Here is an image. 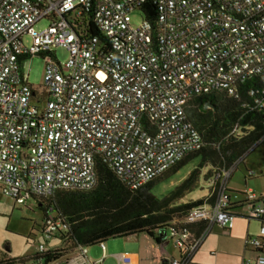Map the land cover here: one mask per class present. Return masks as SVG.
I'll return each mask as SVG.
<instances>
[{
	"label": "built area",
	"instance_id": "1",
	"mask_svg": "<svg viewBox=\"0 0 264 264\" xmlns=\"http://www.w3.org/2000/svg\"><path fill=\"white\" fill-rule=\"evenodd\" d=\"M135 11L139 25L132 23ZM90 18L100 35L85 27ZM43 19L49 23L40 29ZM58 47L69 51L66 63ZM35 54L45 61L42 94L21 61ZM250 79L247 93L264 116V0H0L1 189L20 204L90 189L98 159L138 189L202 147L192 99L238 97ZM234 169L218 173L214 198L184 218L185 225L206 223L201 235L172 229L182 255L165 264L188 263L212 226L233 228ZM244 194L248 216L264 218L263 198L250 188ZM45 214L39 251L68 227L53 206ZM262 237L264 224L248 243L259 249ZM77 252L67 264H104L105 256L91 259L87 247ZM244 264H264V253Z\"/></svg>",
	"mask_w": 264,
	"mask_h": 264
},
{
	"label": "trees",
	"instance_id": "2",
	"mask_svg": "<svg viewBox=\"0 0 264 264\" xmlns=\"http://www.w3.org/2000/svg\"><path fill=\"white\" fill-rule=\"evenodd\" d=\"M145 14L152 20L155 12L150 9L145 11ZM85 27L90 34L100 35L91 18L85 23ZM25 60L22 58V63ZM251 80L242 85L238 97L222 94L200 95L192 99L189 106L190 117L202 134V147L186 153L174 166L144 186L138 189L130 188L108 164L98 159L97 182L94 187L86 190L61 189L49 198L34 197L38 208L43 212L39 230L41 236L46 206H53L55 217L66 223L67 229L58 230L53 239L46 241L48 245L45 250L28 257L1 258L0 264L28 261L32 264H67L81 246H100L112 238H128L146 233L156 243L163 244L174 240L170 235L173 228L186 227L194 234L192 228L195 224H183L184 218L193 208L214 198L208 196L184 200L186 194L197 185L200 178L199 168L192 170L180 185L163 198L155 195L152 188L160 179L178 171L190 159L202 155L201 166L204 163L211 166L207 175H210V172L213 174L212 178H209L212 181V195L218 185L215 179L217 174L236 165L256 144H260V138L264 134V116L254 99L247 93L253 81ZM34 91L43 93V90L38 91L36 88ZM207 102L211 107L206 108ZM262 198L264 200V197ZM246 203L247 200L237 204L231 203L230 208L233 210L236 206ZM196 224L200 227L194 235L199 236L207 225L203 222Z\"/></svg>",
	"mask_w": 264,
	"mask_h": 264
},
{
	"label": "rangeland",
	"instance_id": "3",
	"mask_svg": "<svg viewBox=\"0 0 264 264\" xmlns=\"http://www.w3.org/2000/svg\"><path fill=\"white\" fill-rule=\"evenodd\" d=\"M142 22V16L139 11L133 13V24L139 25ZM49 23L48 19H43L38 24V28L42 29ZM25 44L30 47L32 45V38L30 36L24 37ZM56 55L62 63H66L69 59V51L65 47L56 48ZM45 61L41 55L35 54L25 60L24 71L28 72V82L34 86L38 91L43 90V75H44ZM28 68V69H27ZM191 113V110H189ZM203 162L202 155H197L184 164L178 171L170 174L167 177L160 179L152 188V191L159 198L167 196L178 185H180L189 173L195 168H199L200 178L197 185L194 186L185 196L184 200L201 199L209 195L212 191L213 174L207 175L210 170V165ZM234 166V165H233ZM213 170V167H212ZM264 143L256 144L244 157L240 160L232 173V178L229 181V186L233 191H236L240 198H244L247 189L251 185L264 188ZM248 171L256 172V177L249 180L247 186L245 184L244 175ZM255 190V188H253ZM256 191V190H255ZM244 209H247L246 207ZM243 209H239L242 211ZM43 219V212L38 208L37 201L33 198L28 199L25 203H16L13 198L3 193L0 188V259L11 257L21 258L34 255L39 251V245L43 242L40 233V223ZM111 243L109 251L119 253L122 251L120 244L125 243L124 238H112L106 241L108 245ZM48 244L46 243V246ZM99 248V245L90 246V255L94 256V251ZM168 250L174 248L175 252L177 246L175 241L169 242ZM94 250V251H92ZM18 264H32V262L18 263ZM104 264H116L112 262L111 258H107Z\"/></svg>",
	"mask_w": 264,
	"mask_h": 264
},
{
	"label": "crops",
	"instance_id": "4",
	"mask_svg": "<svg viewBox=\"0 0 264 264\" xmlns=\"http://www.w3.org/2000/svg\"><path fill=\"white\" fill-rule=\"evenodd\" d=\"M261 143V142H260ZM264 143V141H263ZM241 158L240 160H242ZM239 160V161H240ZM238 161V162H239ZM237 162V163H238ZM236 167V165H235ZM264 170L261 171L263 174ZM252 177H248L249 175ZM256 172L248 171V174L244 175L245 184L247 186L250 179L256 177ZM232 178V176H231ZM230 178V179H231ZM230 181V180H229ZM1 188V186H0ZM252 189L260 198L264 197V188L251 185ZM255 188V190L253 189ZM228 189L232 193V203L237 204L246 199V196L242 199L239 196L234 195L232 187ZM211 196L209 195L204 198ZM247 209H244V208ZM239 209H243L239 211ZM233 211L236 214L235 224L231 229H223L217 225L212 226L210 231L204 236L202 242L197 247L190 261L186 264H244L245 260H254L259 254L264 253V237L261 239V247L259 249L250 246L248 240L250 237L259 236L260 227L264 224V218L256 219L248 216V207L236 206ZM199 225H193V233L196 235L199 230ZM125 243L120 244L122 251L115 253L109 251L112 247L111 243L106 244V249L103 250L101 245L94 251V256L90 255L91 249L88 248V255L91 259L99 260L104 256V262L107 258H111L112 262L116 261V264H165L169 260L177 259L181 257V250L177 246L176 252L174 248L167 249L168 245L156 243V241L148 234L142 233L128 238H124ZM172 240H169V242ZM118 254H124L127 258L125 261H120L117 258ZM78 252L74 254V258L78 256ZM51 264H62L55 262Z\"/></svg>",
	"mask_w": 264,
	"mask_h": 264
},
{
	"label": "water",
	"instance_id": "5",
	"mask_svg": "<svg viewBox=\"0 0 264 264\" xmlns=\"http://www.w3.org/2000/svg\"><path fill=\"white\" fill-rule=\"evenodd\" d=\"M209 107H211V104L209 102H207L206 108H209ZM168 243H169V240L167 242L163 243L162 245L166 246V245H168Z\"/></svg>",
	"mask_w": 264,
	"mask_h": 264
}]
</instances>
